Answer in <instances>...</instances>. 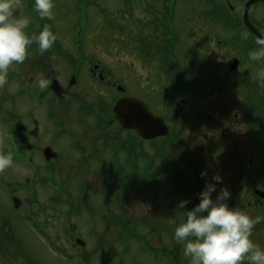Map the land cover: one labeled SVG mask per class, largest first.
<instances>
[{"label":"rangeland","instance_id":"rangeland-1","mask_svg":"<svg viewBox=\"0 0 264 264\" xmlns=\"http://www.w3.org/2000/svg\"><path fill=\"white\" fill-rule=\"evenodd\" d=\"M77 1L56 0L55 18L59 21V26L61 25L60 28L58 26L59 32L56 34L59 44L64 47L67 44L66 50L69 52L75 51L76 32L79 28L82 29L84 31V46H86L84 50L92 53L95 57L101 56L103 59V56L107 54L110 56L108 59L110 62H114V56L118 61L117 55L121 59L124 69L127 70L123 71L121 82L125 86L126 95L146 101L155 116L167 119L169 116L168 99H170L171 93H164L161 89V91L149 90L157 89L158 86L156 76L152 71V64L147 62L146 56L150 38L154 36L148 23L152 19L151 9L153 3L156 6L163 2L161 0H126L123 3L129 7L125 8L119 0H102L105 11L98 10L100 7L93 5L99 4V1L91 2L92 4L88 6L91 8L90 17L86 15L85 18H90L88 23L81 22L79 26L72 27L71 23L75 20V15L79 16L74 8ZM229 1L239 12L241 9L239 2L237 0ZM210 2L211 5L218 7V12L213 13V17L203 11L207 5L209 6V3L205 1L202 2V11L199 10L201 7L198 0L174 1V25L181 39L176 53L181 58L182 67L185 69L184 75L190 79L188 87L197 83L195 91L184 93L185 97H183L184 94L181 97L187 102L186 111L207 112L205 107H201L204 104L203 99L206 97V91L210 89L216 95L218 89L224 87H226L225 90L228 89L224 70L226 63L230 60L228 57L230 50L235 55L243 56L246 59L245 55L230 49L225 43L232 33V27H234L230 20L233 16L229 18V13L225 10V0ZM161 5L163 6V4ZM122 14L125 16L122 32L117 27L111 28L104 24L105 21L110 20L113 24L118 25L119 22L115 21L114 17L117 15L121 17ZM166 14L171 13L166 11ZM255 16L262 21L264 30V8L258 11ZM83 17L81 14L80 20H83ZM235 35H238V32H235ZM216 38L225 43L221 44L218 49L215 45ZM80 50H83V47ZM139 52H144V55L140 56ZM208 54L212 58L211 62L206 58ZM258 62L244 65V70L250 72L252 81L259 78L258 70L264 67V58ZM29 78L31 77L28 76ZM120 86L123 88L121 84ZM1 88H4L7 91L5 95L10 97L16 87L12 83L5 82ZM238 91L240 90H227L234 94L235 98L241 96ZM224 97L225 95L218 99L221 100ZM21 102V99H15L14 105H12L6 101L4 107L14 115L20 116L21 106L26 108L30 106L29 101H25L24 104ZM231 111H238V108L231 109ZM68 116L72 118V122L64 116L62 128L70 131L73 138L82 146L84 144L83 133L86 131L88 135L92 136L94 131L86 127L87 124L85 129L79 125L78 121L84 122L85 118L76 111L72 110ZM194 117H191L185 124L180 121L169 124L170 129L171 127L176 128L180 140L187 146L184 147V151L182 150L183 143L179 148L173 147L169 151L167 150V155L173 165L186 171L187 174L192 175V170L196 169L195 176L193 174L191 180L199 181L196 183L200 190L205 182L216 173L223 178V186L229 189L230 181L236 180L239 176V152L237 154L234 153L235 150H232L234 137L236 141L241 137L237 132L239 127L236 126L235 121V125L228 126L227 132L232 133L226 132L227 141L222 142L223 144L227 142V144L222 146L220 140L219 144L212 142L221 128L216 130L215 127H208L205 120H195ZM198 122L200 123L198 124ZM225 126L227 127L226 124ZM48 128V138L44 137V141L41 143H50L57 151L59 159L62 156L64 158L55 164L54 176L55 183L62 185V188L61 186L51 188L49 185L39 184L31 185L28 188L26 186L27 192L20 193L19 197L34 201L37 205L31 203L17 210L11 207L9 200L0 189V264H174L168 255V250L176 247L171 240L173 231L185 219L184 211L186 209L175 214L172 218L170 217L173 211L170 207L177 203L175 200L177 198L163 197L162 192H157L160 188L154 190L147 183V172L141 171L142 168L146 169V161L139 158L138 171L133 174L131 170L117 173L113 168L110 155H107L105 165L108 168V173L107 177H104V173L95 166L85 168L82 157L72 149L74 147L73 138L68 137V134L59 133L58 140L54 141L51 134L55 128L52 125H48ZM230 128L234 130H228ZM8 129V125L0 121V150L1 148L11 149L7 144V142H11V140L9 142ZM61 129L59 128L58 131ZM41 132L43 134V127ZM242 132L246 134L244 138L242 137L244 141L241 146L245 162L247 159H251L250 165L252 166L247 171L239 194L244 196V192L246 195H250L249 192L247 193L249 188H246V184H248L250 187H256L254 194L264 196V162H261L257 156V140L254 141L248 132ZM248 138H252L250 144ZM121 139L123 140V135ZM153 144L155 148L162 146V142L158 140ZM144 145H146L147 149L144 148V151L147 154L146 150L151 151V149L147 147L148 144ZM184 153L189 155V160L184 157ZM227 157L231 159V164L226 162ZM34 159L38 160L36 156ZM212 164L216 165V168L211 166ZM155 167H159L158 164ZM9 170L10 172H8ZM202 170L207 172L206 177L200 176ZM31 172L23 164H11L0 171V187L3 186L4 189V186L7 187L9 182L13 181L21 183ZM42 175L46 176L47 173L43 171ZM123 183L124 185H121ZM219 187L218 185L217 190ZM165 189L168 190V186ZM32 192H35V195ZM212 195L214 198L216 193L214 192ZM66 196L69 197L66 198ZM50 197L55 202L59 199L61 201L50 202ZM184 200L185 198L181 201ZM226 202L230 207L228 200ZM69 207L72 212L70 215H65ZM33 211L35 216L31 214ZM126 226L133 227V229H125ZM162 226H165L166 231ZM67 229H71L70 232ZM74 237L82 239L84 247L83 249L76 247L73 252L69 245L72 244ZM182 249L183 243H180L174 257L178 260V264H190L189 259L183 256Z\"/></svg>","mask_w":264,"mask_h":264},{"label":"flooded vegetation","instance_id":"flooded-vegetation-1","mask_svg":"<svg viewBox=\"0 0 264 264\" xmlns=\"http://www.w3.org/2000/svg\"><path fill=\"white\" fill-rule=\"evenodd\" d=\"M161 1L163 2L161 3L163 6L161 4L155 6L153 3V8L151 9L152 19L149 20L148 23L154 36L150 38L146 56L148 59L147 62L152 64V71L156 76L158 86L157 89L151 88L149 90H162L163 92L171 93L170 99H168L169 116L165 121L168 128V140L163 148L164 172L162 177L165 187L168 186L169 188L166 190V193L171 195L170 188L172 185V176L170 172L171 159L167 155V150L169 151L173 147L179 148L183 143L180 141L181 138L178 136L176 128L171 127L170 129L169 124L174 123L173 119H177L175 123L180 121L182 124H185L188 123L191 117H194L192 115H195L197 117H194L195 120H205V122H207L206 126L215 127L216 130L221 128V131L214 137L212 142L219 144L220 140L222 146L227 144V142H224V144L222 142L227 141V133H232L230 131L227 132L228 126L232 127V125L236 124V126L239 127L237 132L241 137L237 141L234 137V140L232 141V150H235L234 153L239 152V154L237 153L239 156V176L236 180H232L229 183L230 198L228 199V202L230 207L246 213L249 217L253 219L257 217L260 218L259 222L253 225L249 239L254 244L259 245L261 249H264V196L262 195V197L261 195L257 196L254 194V188L256 187H250L248 184H246V188H249V190H246L247 193H250V195H246L243 191L244 196L239 194L241 184L245 182L247 171L252 166L250 165L252 163L251 159H247L245 162V156L241 146L244 141L243 138L246 134L242 131H246L251 134L254 141L257 140V156L262 158L264 155V80L257 78L252 81L250 72L244 70V65L256 64V61H249L247 58L249 50H254L258 47L255 43L256 39L243 29L245 34L238 36V38L243 41L240 46L237 47L235 45V36H229L228 41L225 42L228 44L230 49L232 48L238 53L246 56V59H244L243 56L235 55L230 50L228 52L230 60L226 63L224 70L226 80L228 81V89L240 90L238 92L241 96L239 95V98H235L234 94L227 92L228 89L225 90L226 87L218 89L216 95H214V91H210L209 89L206 91V97L203 99L204 104L201 106L205 107L207 112L201 110H198L197 112L192 110L186 111L187 102L181 97L184 93H191L195 91L197 89V83L190 88L188 87V81L190 79H187L184 75L185 69L182 67L180 61L181 58H179L178 53H176L177 46L181 44V39L180 34L176 31L174 25L173 6L175 4L171 5V1L173 0ZM203 1L204 0H198V2H200L199 6L201 7V9H199L200 11H202ZM237 1L239 2V5L242 6L241 0ZM89 2L90 0H78L74 4L75 11L77 13L86 12L88 17H90V8L86 9ZM119 2L125 8L129 7L122 1L119 0ZM100 3L103 6L102 2ZM33 5L34 0H17V6L13 9V16H26L29 19V25L25 29V32L29 36H35L45 25H47L50 31L55 35L56 39L53 42L52 47L43 53L40 52L38 45L33 42L26 48L24 61L19 64L13 63L9 67L6 83H12L16 87L12 91V96L8 97L5 95L7 91L0 86V121L2 123L4 121L3 116H6L7 119H9L8 117L11 115L10 111L4 107V103L6 101H9L12 105H14L15 99H21L22 104H24L25 101L30 102V106L28 108L19 104L22 108L21 115H14L10 119H14L12 124L19 120L29 133H33L28 136V141L32 145V149L26 151L21 147H17L14 150L15 153H12L10 149H2L0 150V154H11V164H14L17 160L12 154L18 155L21 160H26L31 163V165L35 168L36 173H30V185L35 182L40 185H47L48 183L53 187H57L56 185L59 184L55 183L54 180L56 172L55 164L62 161L64 158L62 156L59 159L57 151L53 149L50 143H41V141H44V137L48 138V125H52L55 128H53L55 131L51 134L54 141L58 140L59 133H65V135L68 134V137L73 138L70 131L63 130L64 128H62V119L64 116L72 122V118L68 116V114H71V111L73 110V112L76 111L79 115L85 118L84 122L78 121L79 125H82L84 128L87 124L86 127L94 131L92 136L88 135L86 131L83 133L82 139L84 144L82 146H80L81 144L77 140L74 138V140L72 139L74 144L72 149L78 153V156L82 157V162L86 166L85 168L88 169L91 166H95L100 172L104 173V177H107L108 168H106L105 165L107 155H110L113 165L120 166V168L128 167L127 155L123 152L122 145H130L131 147L135 146V149L137 150V142L131 141L129 143L126 141L124 143V139H121L124 132L121 131L118 122L113 119L112 113V108L115 102L126 95L125 86L121 83L123 71L126 69H124L121 59L117 55L118 61L114 56V62H110L108 61L110 56L105 54L103 57L106 63H108L106 64L101 56L95 57L92 53L86 50L67 51L66 47L68 45L65 44V47L60 45L56 36L59 32V29H57L59 21L55 18L56 12L54 10L56 0H53L52 15L50 18H41L34 10ZM263 5L264 2H259L254 6L253 10H257V12L261 11L262 8H264ZM157 7H159V9H157ZM166 11H169L172 15L166 14ZM203 11L207 13L208 16L213 17V13L218 11V7L216 5L209 4V6L207 5L206 9ZM121 17L122 18L118 16L119 19L117 20V22H119V26H122L124 23L123 14ZM89 19L79 20L75 18L73 23H71V26L77 27L81 22L88 23ZM252 22L261 31L262 21L253 19L252 17ZM234 31L235 29L232 27V32ZM225 43L219 38H216V49H218L221 44ZM139 55H144V52H139ZM206 58L209 62L212 61L209 54ZM235 59L239 61V65L235 70L230 71L229 67ZM262 60L263 58L258 61L260 62ZM151 75L153 74L151 73ZM28 76L31 78L28 79ZM41 78L48 81L47 86L44 88L38 87L37 82ZM120 84L123 86L122 92L121 89L118 90V88L121 87ZM59 88L62 92H64V96L61 98L59 95ZM56 90L57 93L55 92ZM185 95L186 94H184L183 97H185ZM223 95H225L224 98H221V100L218 99L219 97H223ZM235 108H238V111L232 112L231 109ZM234 121L236 122L235 124ZM199 123L200 122H198V124ZM42 127L44 129L43 134L41 132ZM201 127L203 128V126ZM59 128L62 129L58 131ZM228 130L234 129L230 128ZM126 133L136 138L135 133ZM252 138H248L249 144ZM46 147L52 148V150L57 154L55 158L49 161H47L43 156V150ZM150 149L152 151L151 155H149L151 151L149 149L147 150L149 159L155 155L154 149ZM182 150L184 151V148H182ZM221 151L224 150L221 149ZM133 154L134 150L132 149V155ZM183 155L185 157V153ZM34 156H36L39 161L35 160ZM226 156H228L227 153ZM230 161L231 159L227 157L226 162L231 164L232 161ZM134 166L137 167L138 165L134 164ZM211 166L216 168V165L214 164ZM123 168L121 170H123ZM43 171L47 173V177L41 175V172ZM8 172H10V170ZM195 172L196 169L192 170L194 176ZM182 174L183 172L180 171L178 176L180 177ZM193 174L190 175L186 172L185 178H188V184L191 183L196 187V182L199 181L196 179H194V181L191 180ZM176 178L177 175L174 176L173 179ZM26 181L27 179L25 177L22 181L23 185L17 181L9 182L10 184L7 185L9 188L8 191H4L3 186L2 189L0 187L3 194H7L6 198L9 200L11 207L14 210H17L14 208V200L17 204L19 203L18 209L25 205H30L31 203L37 205L34 201H28L27 198L21 199L19 197L20 193L27 192L26 189L28 187L26 188L24 185V182ZM184 190L185 193L180 191L179 200L181 201L185 198V200L193 202L194 197H196L195 194L198 191H188L187 185L184 187ZM49 201L52 202L50 198ZM67 212V214H69L70 211L68 210ZM174 215L175 214H173V216ZM162 228L165 230V226H162ZM125 229H133V227H125ZM243 264H250V261L248 259H244Z\"/></svg>","mask_w":264,"mask_h":264},{"label":"clouds","instance_id":"clouds-1","mask_svg":"<svg viewBox=\"0 0 264 264\" xmlns=\"http://www.w3.org/2000/svg\"><path fill=\"white\" fill-rule=\"evenodd\" d=\"M16 6L17 0H0V86L6 82L9 67L24 61L27 46L35 42L43 53L56 39L47 25L35 36H29L25 32L29 19L13 16ZM33 8L41 18H50L53 0H34ZM255 43L258 47L249 50V61L264 58V36H258ZM257 75L264 80V68H260ZM37 83L44 88L48 81L41 78ZM11 163V154H0V171ZM200 176L206 177L207 172L202 170ZM229 198V189L223 186V178L216 173L197 193L198 203L184 211L185 219L174 228L173 239L183 243V256L190 264H241L244 259L250 264H264V249L249 239L253 225L260 218L253 219L229 207L226 202ZM187 203V200L181 201L180 206L183 208Z\"/></svg>","mask_w":264,"mask_h":264},{"label":"water","instance_id":"water-1","mask_svg":"<svg viewBox=\"0 0 264 264\" xmlns=\"http://www.w3.org/2000/svg\"><path fill=\"white\" fill-rule=\"evenodd\" d=\"M256 1L258 0H248L245 3L243 12V22L252 31L254 28L249 21L248 11L251 5ZM114 113L123 127L136 130L142 138L150 139L156 136H162L166 133L162 120L153 117L148 112L147 107L137 99L124 98L120 100L115 106ZM12 134L16 144H20L25 149L31 148L27 142L28 134L20 122L14 125ZM43 153L47 159H49L48 156H54L49 148L45 149ZM15 206L17 207L18 205L16 204ZM75 243L79 246L84 245L80 239H75Z\"/></svg>","mask_w":264,"mask_h":264}]
</instances>
